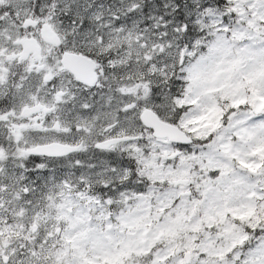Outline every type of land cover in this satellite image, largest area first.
Instances as JSON below:
<instances>
[{"label":"snow or ice","instance_id":"1","mask_svg":"<svg viewBox=\"0 0 264 264\" xmlns=\"http://www.w3.org/2000/svg\"><path fill=\"white\" fill-rule=\"evenodd\" d=\"M0 264H264V0H0Z\"/></svg>","mask_w":264,"mask_h":264}]
</instances>
